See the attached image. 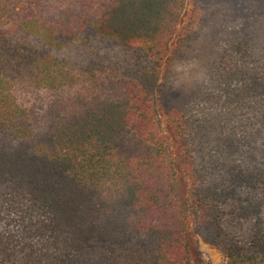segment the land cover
<instances>
[{
  "label": "trees",
  "instance_id": "1",
  "mask_svg": "<svg viewBox=\"0 0 264 264\" xmlns=\"http://www.w3.org/2000/svg\"><path fill=\"white\" fill-rule=\"evenodd\" d=\"M228 2L208 78L170 103L188 0H0V264H192L191 236L264 264V0Z\"/></svg>",
  "mask_w": 264,
  "mask_h": 264
},
{
  "label": "rangeland",
  "instance_id": "2",
  "mask_svg": "<svg viewBox=\"0 0 264 264\" xmlns=\"http://www.w3.org/2000/svg\"><path fill=\"white\" fill-rule=\"evenodd\" d=\"M233 11V6L228 0H188L181 26L192 18H199V25L197 34L190 41L179 42L176 38L172 42L171 66L162 81L167 101L174 103L173 99L191 94L208 78V70L216 59L219 44L232 28ZM162 118L164 130L173 143L181 199L186 205L190 183L183 170L185 158L180 151L176 131L167 113L164 112ZM190 241L192 264H225L218 251L211 249L201 238L191 236Z\"/></svg>",
  "mask_w": 264,
  "mask_h": 264
}]
</instances>
